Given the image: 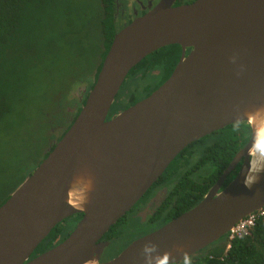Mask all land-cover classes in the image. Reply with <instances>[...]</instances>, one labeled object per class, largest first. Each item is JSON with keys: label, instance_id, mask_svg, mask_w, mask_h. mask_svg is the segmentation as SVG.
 <instances>
[{"label": "water", "instance_id": "95a60500", "mask_svg": "<svg viewBox=\"0 0 264 264\" xmlns=\"http://www.w3.org/2000/svg\"><path fill=\"white\" fill-rule=\"evenodd\" d=\"M174 1L159 0L113 35L70 126L0 205V264H156L164 253L179 263L264 205V158L251 163L264 129V0ZM172 45L180 54L168 78L106 119L127 73ZM232 124L247 125L249 139L198 204L99 262L108 246L99 242L103 234L170 162ZM77 214L64 240L29 259L57 224Z\"/></svg>", "mask_w": 264, "mask_h": 264}, {"label": "trees", "instance_id": "16d2710c", "mask_svg": "<svg viewBox=\"0 0 264 264\" xmlns=\"http://www.w3.org/2000/svg\"><path fill=\"white\" fill-rule=\"evenodd\" d=\"M102 2L103 5L106 3L105 0ZM99 5L97 13L91 18L96 30L95 39L92 38V43L88 47L89 49L91 48L92 54L90 56L93 58V62L89 60L80 61L79 59L80 64L73 69L77 71H72L73 76L69 78L72 79V84L69 85L70 88L68 90L65 88L67 91L65 95H62L66 99L58 104V101L53 103V107L57 104L62 111L71 89L85 84V94L90 90L112 37L116 33L110 3H107V7L102 12ZM38 10L39 8L33 5L32 0H0V55L7 51L11 59L13 58L15 61H21V57L26 56L27 52L23 49L24 52L18 54L21 49L15 47L14 39L21 34V29L26 26L27 17L25 16V12H36ZM12 47H14L16 53L12 51ZM89 49L84 52L85 57L88 55ZM80 50L82 53L83 50ZM179 54L180 49L178 46H167L151 53L136 64L127 73L119 89L121 93H117L115 101L112 104V110L108 112L106 119H109L116 111L125 110L139 100L144 99L157 89L170 75L178 61ZM3 66L4 60L0 56V69ZM88 69H91V71L89 72ZM65 82L66 77L61 75L59 83L64 85ZM128 82L134 84L132 91H129L125 87ZM3 89V87H0V122L4 121L13 112L11 105L8 103V93L4 94L2 92ZM84 97L85 95L83 99ZM83 99L80 101V106L84 101ZM75 102L76 100L70 102L69 105L75 104ZM79 107L75 104V110L70 115V121L65 124L59 137L55 139L56 141L60 139L70 126L79 111ZM249 135L250 131L247 125L232 124L188 145L186 149L180 152L154 184L151 185V187L169 185L170 188H168L169 194L163 206L161 204L155 209L154 214L143 224V226L147 227L154 226L152 229L146 231V233L155 231L198 204L203 195L226 168L232 157L247 143ZM40 154L39 160L36 161L31 170L26 171L25 175H29L46 156V153L42 154L41 151ZM9 193L0 201V205L6 200ZM146 198L147 192L133 205L129 213H126L122 218L117 220L103 234L100 240H105L110 244L119 240L122 237L124 222L128 217L130 218L133 211H138L142 207ZM80 217L81 215L77 214L68 218L70 227H73ZM135 219L139 223L140 219ZM56 227L36 246L30 254L29 259L51 249L53 247V240L57 235L61 236L58 242L64 240L71 229L67 228V230L59 226ZM216 242L218 244H215ZM216 242L191 256V264H264V224L256 223L250 229L248 237L229 241V248L227 250H225L227 246L225 236Z\"/></svg>", "mask_w": 264, "mask_h": 264}, {"label": "rangeland", "instance_id": "374dc122", "mask_svg": "<svg viewBox=\"0 0 264 264\" xmlns=\"http://www.w3.org/2000/svg\"><path fill=\"white\" fill-rule=\"evenodd\" d=\"M187 1L190 2L184 0ZM32 2L39 10L25 12L26 26L14 39L15 47L21 49L18 54L26 51V56H22L21 61H15L7 51L0 55L4 60V66L0 69V87L4 88V94L8 93V103L13 110L9 117L0 122V201L21 183L26 171L31 170L39 160L48 136L58 134L62 125L69 121L73 111V104L69 103L78 99V95L85 90L84 85L70 90L65 110L62 111L57 104L66 99L62 95L72 84L69 78L73 76L72 71H77L73 69L80 64L79 59L93 62L91 48L88 47L96 36L91 18L97 13L99 0ZM88 49L85 57L84 52ZM12 51L15 52L14 47ZM61 75L66 77L64 85L59 83ZM125 87L132 91L134 84L128 82ZM55 101L58 102L53 107ZM139 223L135 218L128 217L122 227V237L111 242L101 255L100 262L117 255L154 227Z\"/></svg>", "mask_w": 264, "mask_h": 264}, {"label": "flooded vegetation", "instance_id": "af4514ba", "mask_svg": "<svg viewBox=\"0 0 264 264\" xmlns=\"http://www.w3.org/2000/svg\"><path fill=\"white\" fill-rule=\"evenodd\" d=\"M102 1L103 0H99V3H98V5L100 4L99 6L101 8V12H102V10H104L107 7V3L108 2L110 3V8H111L112 13H113V16H112V18H113V25H114V28H115V30L117 32L118 30H120L121 28H123L124 26H126L127 24H129L134 18L143 15L145 12L148 11V9H151L159 0H105L106 3L104 5H103V2ZM191 1L193 2L194 0H190V2H188V1L187 2H184V0H175L174 3H173V6H178V5H183V4H189V3H191ZM118 25H120V26H118ZM185 53H187V51ZM82 85H84V87L86 88V85L85 84H82ZM85 91H86V89L83 90L80 95H78L79 97H78V99L75 102V104H77L78 107L80 106V101L83 99V96L85 95V97H86V95H87V93L85 94ZM69 93H70V91H69ZM85 97H84V99H85ZM72 104H73V111H74L75 110V104L74 103H72ZM69 121H70V119H69ZM64 126L65 125H62V127H61L60 130H58V127H56V129L58 130V134L53 135L51 133V135L53 137L48 136V140H47V143H46V147L41 149V153L42 154L46 153V155H47V153L52 149L51 147H53L55 145V143L57 142L55 139L57 137H59L60 133L64 129ZM195 158H197V156H195ZM238 167H239V164L235 167V169L232 172H230L225 177L224 182H223L221 188L225 187L229 183V181L235 176L236 170L238 169ZM154 187H151L150 186V188L146 191L147 192V198H146L145 202L143 203L142 207L138 211H133V213L130 216L131 219L139 218V216L145 211V209H147L146 211L148 213L147 212L146 213H143V217H144L142 219L143 222H140L139 221L141 224H144L147 221V219L151 215L154 214L155 209H157L161 204L163 206L164 202L166 201V197L169 194L168 193L169 192L168 188H170V187H169V185L162 186V187H155V188ZM130 210H132V208ZM130 210L127 213H129ZM67 219L63 220L61 223L57 224L56 226L62 227L63 229L72 228V227H70V224L68 223V220ZM56 228H58V227H56ZM151 232H153V231H151ZM148 233H150V232H147V233L145 232L144 234L140 235L139 237L144 236V235H146ZM60 237H61L60 235H57L55 237V239L53 240V243L52 244H54V242L57 239L59 241L60 240ZM99 242H106V241L105 240H99ZM107 243H108V246L103 249L102 254L105 253L106 250H107V248H109V246H110V243L109 242H107ZM115 256H116V254L114 256H112V257L104 260L103 262L109 261V260L113 259ZM181 263H182V261L179 262L178 264H181Z\"/></svg>", "mask_w": 264, "mask_h": 264}, {"label": "built area", "instance_id": "2783aa9c", "mask_svg": "<svg viewBox=\"0 0 264 264\" xmlns=\"http://www.w3.org/2000/svg\"><path fill=\"white\" fill-rule=\"evenodd\" d=\"M256 223L264 224V205L237 221L233 227L225 233L224 236L227 242L225 250L229 248V241L237 238L248 237L250 229H252Z\"/></svg>", "mask_w": 264, "mask_h": 264}, {"label": "bare ground", "instance_id": "6f19581e", "mask_svg": "<svg viewBox=\"0 0 264 264\" xmlns=\"http://www.w3.org/2000/svg\"><path fill=\"white\" fill-rule=\"evenodd\" d=\"M251 157V163H254L257 160H262L264 158V129L260 131L257 137V142L251 152Z\"/></svg>", "mask_w": 264, "mask_h": 264}, {"label": "clouds", "instance_id": "9594fccd", "mask_svg": "<svg viewBox=\"0 0 264 264\" xmlns=\"http://www.w3.org/2000/svg\"><path fill=\"white\" fill-rule=\"evenodd\" d=\"M245 186L247 187V184ZM169 255H170L169 253H164L163 255L157 257L156 264H169ZM172 264H178V262H177V260H175V258H173ZM182 264H191L190 257H188L187 254L184 255Z\"/></svg>", "mask_w": 264, "mask_h": 264}]
</instances>
